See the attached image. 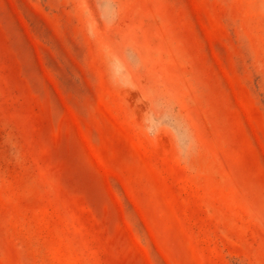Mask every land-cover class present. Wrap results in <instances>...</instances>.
<instances>
[{
  "label": "rangeland",
  "instance_id": "rangeland-1",
  "mask_svg": "<svg viewBox=\"0 0 264 264\" xmlns=\"http://www.w3.org/2000/svg\"><path fill=\"white\" fill-rule=\"evenodd\" d=\"M0 264H264V0H0Z\"/></svg>",
  "mask_w": 264,
  "mask_h": 264
}]
</instances>
